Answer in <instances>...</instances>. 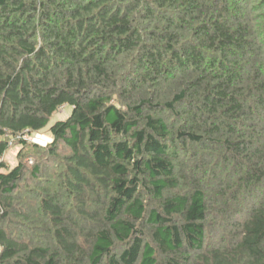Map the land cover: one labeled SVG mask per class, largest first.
<instances>
[{"label":"trees","instance_id":"obj_1","mask_svg":"<svg viewBox=\"0 0 264 264\" xmlns=\"http://www.w3.org/2000/svg\"><path fill=\"white\" fill-rule=\"evenodd\" d=\"M60 107L48 241L9 228L19 163L0 264H264V0H0V158Z\"/></svg>","mask_w":264,"mask_h":264},{"label":"rangeland","instance_id":"obj_2","mask_svg":"<svg viewBox=\"0 0 264 264\" xmlns=\"http://www.w3.org/2000/svg\"><path fill=\"white\" fill-rule=\"evenodd\" d=\"M70 113L71 108L66 107L55 114L45 129L30 133L26 137V140H24L26 142L25 147H22L19 140L14 138L11 140L8 151L0 158V164L5 166L4 169L0 170L1 173L11 171L19 163L25 166L23 178L15 192L16 203L13 205V208L23 213V218H13L14 221L9 224V228L14 234L22 236L26 242L31 244L48 241V237L42 235V227H39L41 222H38L41 217L38 208L40 195L43 188H49L52 192L59 191V185L61 184L60 172L65 168L60 159L69 153V149L60 144L57 151L60 159L53 160L48 157L47 150L53 143V136L49 132V127L57 121L65 120ZM36 166L39 168V173L37 176H33L32 170ZM229 232L230 230H227L224 233L221 224L211 219L207 224L205 245H218L220 236H227Z\"/></svg>","mask_w":264,"mask_h":264},{"label":"built area","instance_id":"obj_3","mask_svg":"<svg viewBox=\"0 0 264 264\" xmlns=\"http://www.w3.org/2000/svg\"><path fill=\"white\" fill-rule=\"evenodd\" d=\"M64 108L65 107H60L59 109H58V112H61L62 110H64ZM29 134H25L22 138H23V140H26V137L28 136ZM18 139V138H17ZM11 144V143H10Z\"/></svg>","mask_w":264,"mask_h":264}]
</instances>
